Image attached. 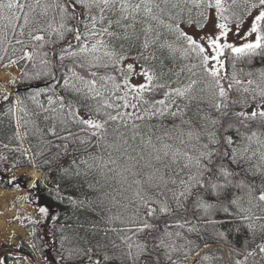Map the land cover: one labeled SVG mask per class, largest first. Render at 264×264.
<instances>
[{
    "label": "snow or ice",
    "instance_id": "6c2138e0",
    "mask_svg": "<svg viewBox=\"0 0 264 264\" xmlns=\"http://www.w3.org/2000/svg\"><path fill=\"white\" fill-rule=\"evenodd\" d=\"M213 15V34L197 39L181 27L203 30ZM248 17L243 42L230 43V23L239 34ZM160 25L186 47L161 43ZM157 47L199 59L186 66V83L179 80L184 67L174 86L163 60L159 70L150 63L159 59ZM9 49L16 56L10 64L30 62L24 76L47 82L29 98L48 122L37 131L51 152L44 161L50 171L66 181L96 172L120 185L121 198L112 197L117 211L108 217L119 225L109 229L119 256L105 253L103 264H264V68L236 66L264 58V0H0V50ZM226 49L230 74L223 71ZM194 69L203 77L193 78ZM44 93L47 107L38 99ZM16 105L24 114L17 118L20 139L24 117L40 112L29 113L23 99ZM54 193L60 202L83 203L62 196L59 181ZM38 211L58 219L50 206ZM61 240L63 247L68 237ZM91 252L70 248L58 259L87 255V264H101ZM11 258L0 253V264Z\"/></svg>",
    "mask_w": 264,
    "mask_h": 264
},
{
    "label": "trees",
    "instance_id": "16d2710c",
    "mask_svg": "<svg viewBox=\"0 0 264 264\" xmlns=\"http://www.w3.org/2000/svg\"><path fill=\"white\" fill-rule=\"evenodd\" d=\"M236 10L239 11V9ZM163 19L165 20V24L169 22L167 17ZM181 27L184 30V28L189 26L181 24ZM158 30L161 34V43L166 41L173 44L177 49L186 47V43L182 38H178L176 33L168 31L163 25H160ZM137 50L138 44L133 48L131 55L135 56ZM154 50L159 59L150 63H153L159 70L160 60H163L164 71L166 73L165 79H170L174 86L177 80V77L174 75L175 72L184 67L185 71L180 75L179 80L181 84L186 83L191 75L187 71L186 66L199 63V59L194 54L186 59L180 55L179 51L172 55L167 48L161 50L157 47ZM18 55L19 53H17ZM0 56L4 57L3 60H0V65H6L10 60L16 59V56L12 55L10 49L7 53L0 50ZM232 57L233 54L226 49L225 56L222 57L225 59V69L223 71L229 74L233 70L231 64ZM140 63L142 62H137L136 71H139ZM16 65L21 69V74L15 84L10 86V89H15L18 99L24 100V106L29 113L40 112V109L37 108L36 104L29 97L37 88L45 87L47 82L28 79L24 76V71H31L30 62L21 61L16 63ZM236 66L237 69L243 68L245 72H255L256 69L264 68V58L256 56L253 58L251 64L245 60L237 61ZM169 69H171V72L168 71ZM193 71L198 73V76L193 78L203 77V73L199 69H194ZM116 75L119 77L118 73ZM132 82L141 83L143 82V77L133 76ZM30 86L34 87L29 90H23ZM56 91L59 94H64L59 87H57ZM49 94L44 93L38 97L40 102L46 107L47 96ZM5 95H8L7 100L3 98ZM194 107L193 105V110ZM10 108L14 111L10 112ZM44 115L45 113L40 112L39 117L34 115L25 116L24 118L28 119L29 123L26 126L22 124L23 137L18 139L16 136V119L24 116V114L18 111V106L15 107L14 97L10 93H0V186L4 188H20L25 185L27 178L24 175L19 176L13 172L16 168L30 165L29 158L25 155V151L22 148V142L28 146L34 166L42 175L41 180L36 182V187L29 189L27 192V201L36 206L37 221H39V223L30 222L28 225L29 229H35V233L33 234L32 231L29 234V243L20 240L18 243L20 245L19 248L11 247L4 243L0 244V253L10 252L13 254V258L9 259V264L12 260H16L17 264H35L38 259L41 262L50 260L54 264H87V255L75 262L60 260L58 257L61 255L67 256V249L70 248H82L86 253L91 248L92 252L89 255L92 256L93 261L99 260L103 264V254L106 253L114 257L119 256V251L112 248L111 242L115 241L117 244L120 242L116 234L109 231L110 228L118 227L119 225L109 224L108 217L117 211L113 206L112 197L121 198L118 194L120 185L113 181L106 183L96 172L87 177L82 175L79 178L66 181L62 179L63 174L61 172L50 171V167L54 166L47 165L44 161L51 157V152L44 150L41 134L37 131V128L44 129L48 124L43 118ZM26 131L27 135H25ZM39 152H43L44 154L37 155L36 153ZM63 163H67V161H63ZM13 175L17 179L12 184H9L8 179ZM97 180H99L98 184L96 183ZM57 181L61 183L62 196L71 195L74 199L83 203L71 205L67 199H64L63 202L58 201L54 193ZM89 182L94 184V188H88ZM17 184L19 187H16ZM41 206H50L51 214L57 216L58 219L54 220L42 217L38 211ZM65 236L68 237V240L63 241V247H61V238ZM33 244H35V248L32 247ZM25 257L27 259H23ZM111 264H121V262L114 260Z\"/></svg>",
    "mask_w": 264,
    "mask_h": 264
},
{
    "label": "rangeland",
    "instance_id": "374dc122",
    "mask_svg": "<svg viewBox=\"0 0 264 264\" xmlns=\"http://www.w3.org/2000/svg\"><path fill=\"white\" fill-rule=\"evenodd\" d=\"M215 19L216 18L213 15L211 21L208 23V25L203 30L195 28V27H189V28L185 29V31L188 32L190 35L195 36L197 39H199L200 36L205 35V33L213 34L215 31V29H214ZM250 19H251L250 17L245 19V23L242 25L239 34L236 33L234 25L230 23L229 26H230V28H232V31L229 33V36H228V41L230 43H235V44L239 45L241 42H243L241 38L244 36V33L248 30V27L250 24ZM138 28H139V26H138ZM248 39H252V37H248ZM125 46H127V43ZM205 46L207 47V45H205ZM18 75H19V69L17 68V66L15 64L9 63L5 66H0V91H2L3 89L7 90L9 88L8 86L13 83L12 79L15 78V80H16ZM22 172L27 174V170H22V169L17 170L18 174H20ZM19 193H21V192H19ZM18 194H13L11 196L18 195ZM11 196H9V197H11ZM22 196H17V202L23 203L22 204V206H23L25 203H24V199H22ZM6 197H2V199H1L4 206H5L4 198H6ZM28 205H30V204H28ZM29 209L30 208H27V210H29ZM18 218L22 219L23 215H21V217H18ZM19 221L20 220H18V223H19ZM19 225L21 227H14L15 232H13V233L18 234L19 236H22V237L27 236L26 233H29V232L25 228H23V226L20 223H19ZM3 227H4V223L0 222V229ZM1 232H3V231H1ZM13 233H11V234H13ZM36 263L37 264H54L50 260H47L46 262L37 261Z\"/></svg>",
    "mask_w": 264,
    "mask_h": 264
},
{
    "label": "bare ground",
    "instance_id": "6f19581e",
    "mask_svg": "<svg viewBox=\"0 0 264 264\" xmlns=\"http://www.w3.org/2000/svg\"><path fill=\"white\" fill-rule=\"evenodd\" d=\"M22 170H27V174L30 176L29 185L32 184L34 181H36L40 176V174L32 167L28 168V169L23 168ZM19 192L23 193L24 191L23 190H21V191H8V190L0 188V202L2 203V200H1L2 197H6V196L9 197L13 194H18Z\"/></svg>",
    "mask_w": 264,
    "mask_h": 264
}]
</instances>
